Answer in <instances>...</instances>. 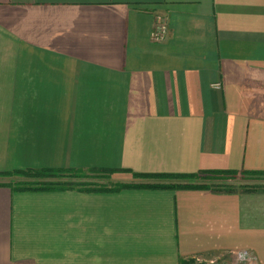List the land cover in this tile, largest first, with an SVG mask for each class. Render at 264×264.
Returning a JSON list of instances; mask_svg holds the SVG:
<instances>
[{"label": "crops", "instance_id": "crops-1", "mask_svg": "<svg viewBox=\"0 0 264 264\" xmlns=\"http://www.w3.org/2000/svg\"><path fill=\"white\" fill-rule=\"evenodd\" d=\"M42 169L92 179L0 176V264H264V0H0V174ZM201 171L249 183L118 188Z\"/></svg>", "mask_w": 264, "mask_h": 264}, {"label": "trees", "instance_id": "trees-1", "mask_svg": "<svg viewBox=\"0 0 264 264\" xmlns=\"http://www.w3.org/2000/svg\"><path fill=\"white\" fill-rule=\"evenodd\" d=\"M247 174V173H246ZM256 174V173H250ZM2 175H17V176H32L35 178H57L65 175L78 176L77 173L72 171L65 170H51V169H42V170H24V171H15L12 173H6ZM237 173L233 171H201L193 174H183V175H160V174H134L135 178L144 179V180H155L156 183H147L142 185H123L119 186V189L122 188H149V189H172V190H195V189H214L217 191H226L232 192L231 189H226L223 185L216 184L215 181L222 180L224 178L236 176ZM249 175V174H247ZM263 175V174H259ZM243 176V175H242ZM218 183V182H217ZM75 184L59 181L56 184L53 183H37L34 186L29 185H15V190L18 191H50V190H61L70 188ZM85 185V184H83ZM222 186V187H221ZM107 190V189H102Z\"/></svg>", "mask_w": 264, "mask_h": 264}, {"label": "rangeland", "instance_id": "rangeland-1", "mask_svg": "<svg viewBox=\"0 0 264 264\" xmlns=\"http://www.w3.org/2000/svg\"><path fill=\"white\" fill-rule=\"evenodd\" d=\"M78 176H70V175H65V176H61L60 178H35L32 176H26V177H22V176H17V175H6L10 178V180H14V181H19L21 185H29V186H34L37 183L39 184H44V183H53L56 184L59 181L62 182H67L70 183V185L73 183L75 184L77 182V180H90L88 179V177L86 178L84 175H80L77 174ZM0 176H3L2 174H0ZM247 178L242 176V175H236L233 177H228V178H224L223 181L222 180H217L215 181L216 184H220L223 185V187H226V189H231V190H235V189H239L241 187H244V184H247L249 182H247L246 180ZM1 180V179H0ZM80 182V181H79ZM218 182V183H217ZM16 183H12V185H15ZM77 184V183H76ZM222 187V186H221ZM214 260L213 264H235L234 262H232L231 260H226L224 262H217V259H211ZM210 260L207 261H200L197 264H209Z\"/></svg>", "mask_w": 264, "mask_h": 264}, {"label": "built area", "instance_id": "built-area-1", "mask_svg": "<svg viewBox=\"0 0 264 264\" xmlns=\"http://www.w3.org/2000/svg\"><path fill=\"white\" fill-rule=\"evenodd\" d=\"M167 33V26L162 18H158V25L156 26L153 34H152V41L161 42L164 40ZM220 84L214 85V88L219 89ZM233 256V257H232ZM233 258V262L235 264H256L255 259L252 254L248 251H238L231 255ZM214 260H210L209 264H213Z\"/></svg>", "mask_w": 264, "mask_h": 264}]
</instances>
